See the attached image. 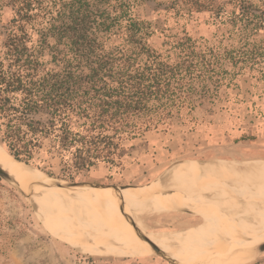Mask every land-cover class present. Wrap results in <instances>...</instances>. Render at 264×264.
I'll return each instance as SVG.
<instances>
[{
  "label": "rangeland",
  "instance_id": "rangeland-1",
  "mask_svg": "<svg viewBox=\"0 0 264 264\" xmlns=\"http://www.w3.org/2000/svg\"><path fill=\"white\" fill-rule=\"evenodd\" d=\"M216 1L223 4L226 12L239 7L235 0ZM244 1L248 2V27L241 31L244 20H228L225 13L217 16L212 11L187 10L180 0H109L106 3L100 0L101 8L109 4L108 8L112 9L122 4L127 12L125 19L131 17L140 23L142 40L157 52L165 53L168 42L174 38L182 35L191 38L190 45L200 53L199 58L210 61L214 67L213 72H205L190 83L194 87V109L190 114L183 111V117L177 116L166 129L160 127L123 139L115 165L100 162L89 172L73 178L63 175L56 158L49 161L50 165L49 162L38 164V160L18 161L1 144L0 153L56 182L93 183L111 190L158 185L153 191H160L161 196L194 190L200 181L204 182L199 177L225 165L232 166L241 176L248 174L252 167L264 163V0ZM12 15L11 5L0 0V56L5 49L1 25ZM125 19L121 22L125 23ZM118 27L114 23L109 32H104L107 49L124 42ZM42 47L41 57L47 66L53 67V52L64 45L43 44ZM185 179L188 181L176 185L175 181ZM40 185L41 188L34 189L33 196L27 185L25 188L17 183L19 189L0 177V264H264V196L248 197V214L228 218L222 212L193 209L190 202L164 210L147 206L128 208L121 191L112 193L111 198L103 195L93 205L89 199L94 196L90 194L86 199L88 204L100 210V218L106 224L102 231L95 232L93 227L82 230L86 224L93 226L94 219L91 222L86 219L91 212L66 201L67 197L78 199L77 193L85 191L82 186L71 190L58 188L61 195L66 194L63 204L56 199L43 200L39 191L43 192L45 185ZM206 199L215 201L211 195ZM114 204L121 218L114 209L108 208ZM210 213L219 223L208 238L240 227H248V231L237 233L228 242L195 252L171 256L160 248L167 244L165 238L206 227ZM114 224L119 228H111ZM58 230H74L73 236ZM116 238H121L123 245H138L149 251V247H154L162 255L151 251L124 254L87 244L93 240H112L118 244L113 240Z\"/></svg>",
  "mask_w": 264,
  "mask_h": 264
},
{
  "label": "trees",
  "instance_id": "trees-1",
  "mask_svg": "<svg viewBox=\"0 0 264 264\" xmlns=\"http://www.w3.org/2000/svg\"><path fill=\"white\" fill-rule=\"evenodd\" d=\"M1 1L13 15L1 25L0 144L18 161L56 158L68 178L100 162L115 165L123 139L166 129L183 111L190 114L191 81L214 69L187 35L169 41L165 53L149 48L140 23L125 19L122 4L109 9L98 6L100 0ZM180 3L244 20L241 31L248 27L244 0H235L239 7L231 12L216 0ZM114 23L124 42L107 49L104 32ZM43 44L64 45L53 52V67L41 57Z\"/></svg>",
  "mask_w": 264,
  "mask_h": 264
},
{
  "label": "bare ground",
  "instance_id": "bare-ground-1",
  "mask_svg": "<svg viewBox=\"0 0 264 264\" xmlns=\"http://www.w3.org/2000/svg\"><path fill=\"white\" fill-rule=\"evenodd\" d=\"M250 171H248V174L241 176V174L237 173L232 166L229 167H227L226 165L222 166L212 172H209L206 175L199 177V180L203 179L204 182L202 183V181H200V183L197 184L194 190L186 191L185 193L182 191H177V194L161 196L159 194L160 191L157 192L153 191L159 188L158 185H153L141 189L139 188L125 189V190H121V193L123 195L125 202L128 204V208L142 209L144 208V206H147V207H151L154 210H164L174 206H181L183 204L190 202L191 207L193 209L199 208L198 210L203 212H209V211L222 212L228 218L231 216H236L238 214L247 215L248 197L250 199L253 198L258 199L264 196V183H262L264 182V163L255 165V167H252ZM0 172L10 175L16 181V183L20 184L21 187H25L27 185V188L32 191L33 196H35L34 189L36 187L41 188L40 184L42 183L45 185L43 187L44 191L43 192L39 191V195L43 200L56 199L58 200L57 201L58 203H63V204L65 203L64 200L66 198L65 196L66 194L61 195L57 191L58 187L56 188L50 185L49 180L46 177H44L39 172H36L32 168L24 165L20 166L18 162L16 161L14 162L11 156L5 153H0ZM252 173L255 175V177L253 176ZM258 179L262 182H260ZM187 181L188 179L177 180L175 182L176 185L179 186L180 184H183ZM186 188L187 187L185 186V189ZM252 189L253 191H251ZM84 190L85 191L82 192L79 191L77 193L78 199H75V197L74 198L67 197L66 201H69L71 204L77 206L78 205L82 206L85 210H89L91 212V215L87 216L86 219L88 220V222H91L90 219H94V221L92 222L93 226H89V224H86L82 230L93 227L95 232L102 231L106 226V224L100 218L101 216L100 210L95 206L93 207V205L95 204L97 205V203L100 201V197L103 195L107 196L108 198H111L112 192L109 191L108 188L99 189L95 187H91ZM68 193L69 192H67V194ZM90 194L94 196L93 199H89L93 205H90V203L88 204V200H86L89 198ZM208 195H211L213 198H215V201L207 200L206 198ZM136 196H140L138 197L139 199ZM115 205L117 204L109 205L108 208L114 209L113 211H115L117 216L121 218L119 216L120 214L116 210L117 208L116 209L114 208ZM117 222L127 227L126 225L123 224V221L118 220ZM218 223L219 221L217 220L216 216L211 215L210 213L209 224L206 227L199 229H191L183 233L182 235L177 234L178 236L174 235L171 238L170 237L165 238L167 244L160 248L171 256L184 252H195L201 249H210L220 243L228 242L234 236H236L237 233L248 231V227H240L235 230H231L227 233H223L219 237L208 238L207 235ZM115 225L116 224L112 225L111 228H119L117 227V225L116 226ZM108 228H110V226H108ZM71 231L58 230L57 232H60L62 234H68L69 236H73L72 235L73 233ZM94 239L97 238L94 237ZM263 239L264 236L262 237V240ZM113 240L118 244H114L112 240H105V241L100 240L101 242L99 240H93L91 243H87L83 240L81 241L90 244L92 246L114 250L124 254H149L150 251L152 252V250H158L154 247H149L150 249L149 251L148 248L145 249L142 247H137L138 245L135 246H131L130 244H128L129 246L123 245L121 243V238H116ZM164 255L166 256V254ZM214 260L215 258L212 259V262Z\"/></svg>",
  "mask_w": 264,
  "mask_h": 264
},
{
  "label": "water",
  "instance_id": "water-1",
  "mask_svg": "<svg viewBox=\"0 0 264 264\" xmlns=\"http://www.w3.org/2000/svg\"><path fill=\"white\" fill-rule=\"evenodd\" d=\"M33 170H35V169H33ZM35 171H38V170H35ZM43 176L46 177L51 182L52 186L58 187V188H71V187H77V186H82L84 189H88V188H91V187L104 188V189L108 188L109 191H111L114 194L115 193H120V191L123 190V189L131 188V186H126V187H120V188H115V189L111 190L109 187H105V186H101V185L93 184V183H82V182L60 183V182H56V181L50 179L51 177H47L45 175H43ZM0 177L3 180H5V181L10 182L14 186H16V184H17L16 181L10 175H8L6 173L0 172ZM16 187L20 189V186H16ZM152 252H153V254L155 252L156 254L162 255L160 253V251H157V250H152Z\"/></svg>",
  "mask_w": 264,
  "mask_h": 264
}]
</instances>
